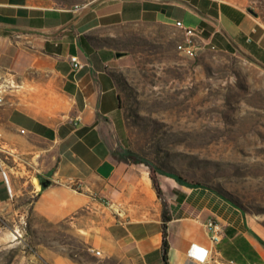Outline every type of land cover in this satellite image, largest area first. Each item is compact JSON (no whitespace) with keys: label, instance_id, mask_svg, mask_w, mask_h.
Returning a JSON list of instances; mask_svg holds the SVG:
<instances>
[{"label":"crops","instance_id":"1","mask_svg":"<svg viewBox=\"0 0 264 264\" xmlns=\"http://www.w3.org/2000/svg\"><path fill=\"white\" fill-rule=\"evenodd\" d=\"M125 24L165 29L178 45L193 29L198 51L242 54L264 68V23L234 0H100L79 10L0 0V214L23 219L19 199L32 195L34 222L69 224L89 253L80 261L44 249L34 264H164L162 200L144 164L127 156L114 52L92 39ZM159 184L172 217L170 264H196L193 244L212 248L210 218L223 226L216 248L224 258L264 264V234L241 209L204 186L167 175Z\"/></svg>","mask_w":264,"mask_h":264},{"label":"rangeland","instance_id":"2","mask_svg":"<svg viewBox=\"0 0 264 264\" xmlns=\"http://www.w3.org/2000/svg\"><path fill=\"white\" fill-rule=\"evenodd\" d=\"M47 1L71 8L100 0ZM234 1L264 23V0ZM92 39L114 52L110 70L135 159L158 180L173 173L214 191L264 234V68L213 49L189 58L171 32L148 25L102 28ZM33 200L29 194L19 199L28 207L23 219L0 214V264H34L32 255L40 260L44 249L87 260L84 240L69 224L34 222Z\"/></svg>","mask_w":264,"mask_h":264},{"label":"built area","instance_id":"3","mask_svg":"<svg viewBox=\"0 0 264 264\" xmlns=\"http://www.w3.org/2000/svg\"><path fill=\"white\" fill-rule=\"evenodd\" d=\"M86 6L87 5H82V6L76 5L75 9L79 10L85 8ZM178 25L181 26V23H178ZM196 36H197L196 30L187 29L185 40L177 46L178 50L189 58H194L198 53V50L195 47V43L193 39ZM71 62L75 70H79L84 66L79 56H72ZM2 101H3V97L0 96V102ZM3 175L8 183L9 192L11 196H13L8 175L5 172L3 173ZM205 228L210 235L212 248L209 250L201 246H197L196 244H193L189 250V256L195 260L196 264H237L234 260L224 258L219 252V250H217L216 248L217 245L222 241V237L224 233L222 224L218 220L214 218H210L206 221ZM13 234L17 238L19 235V231L15 230ZM95 253L99 255L100 251L97 250L95 251Z\"/></svg>","mask_w":264,"mask_h":264},{"label":"trees","instance_id":"4","mask_svg":"<svg viewBox=\"0 0 264 264\" xmlns=\"http://www.w3.org/2000/svg\"><path fill=\"white\" fill-rule=\"evenodd\" d=\"M127 156L131 161H133L135 163H140L137 159H135V154L131 150L127 151ZM162 174L170 176V177L176 179L177 181H179L181 183L187 184V182L181 176H179L177 174L166 173V172H162ZM152 180H153L154 187L157 190L158 197L162 200V207H163V211H162V217H163V260H164V264H170L169 263V252H170L169 222L172 219L171 213H170V207H169L168 202L166 201V199L163 196L162 190L160 188L159 180L157 179V177H155L153 175H152ZM188 185H190V184H188Z\"/></svg>","mask_w":264,"mask_h":264},{"label":"water","instance_id":"5","mask_svg":"<svg viewBox=\"0 0 264 264\" xmlns=\"http://www.w3.org/2000/svg\"><path fill=\"white\" fill-rule=\"evenodd\" d=\"M42 186L46 187L50 185V182L44 178L40 179Z\"/></svg>","mask_w":264,"mask_h":264},{"label":"bare ground","instance_id":"6","mask_svg":"<svg viewBox=\"0 0 264 264\" xmlns=\"http://www.w3.org/2000/svg\"><path fill=\"white\" fill-rule=\"evenodd\" d=\"M37 183H38V181H37ZM38 187H40V185H39V183H38V185H37Z\"/></svg>","mask_w":264,"mask_h":264}]
</instances>
